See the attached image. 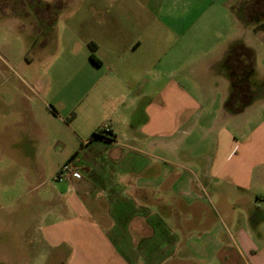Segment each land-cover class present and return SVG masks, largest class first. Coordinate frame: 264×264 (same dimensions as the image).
I'll return each instance as SVG.
<instances>
[{"label": "crops", "instance_id": "0c3cea01", "mask_svg": "<svg viewBox=\"0 0 264 264\" xmlns=\"http://www.w3.org/2000/svg\"><path fill=\"white\" fill-rule=\"evenodd\" d=\"M188 1L170 0L164 13L169 17L179 12L182 17ZM96 12L107 20L100 22L97 36L85 42L88 63H82V85L71 95L75 117L66 123L55 116L78 139L80 149L67 153L69 170L58 184L44 180L35 187L36 201L44 207L36 216L43 253L57 264H229L225 254L235 260L232 264H264V231L259 230L264 208L253 201L264 202V120L251 130L243 121V131L237 120L250 104L230 103L229 96L221 118L238 126L243 143L224 128L218 129L213 158L205 168L210 181L203 183V168H187V155L177 153L172 138L175 129L183 126L185 139L189 127L198 126L205 117V109L172 79L155 85L156 69L168 61L177 71L181 58L171 60L166 53L155 57V22L145 24L141 33L137 25L129 23L126 35L131 41L122 50L120 33L124 31L116 22V10L101 7ZM158 27L174 31L162 21ZM188 30V26L182 27L177 35L185 37ZM90 45L95 47L98 65L89 60ZM141 48L142 57L138 54ZM228 56L216 60L215 74L224 78L225 84L218 85L222 93L230 95ZM174 69L167 70L169 77ZM150 75L151 84L140 85ZM40 101L56 115L52 101ZM189 111L199 112L194 124L189 123ZM80 120L84 127L79 126ZM96 131L102 132L101 138H91ZM49 140L46 135L31 136L28 141L34 146L25 154L34 159L53 157ZM181 158L185 161L179 162ZM213 180L251 194L245 205L251 222H258L255 235L262 240L260 247L243 228L236 229L234 236L226 231L230 245L225 246L218 238L220 229L198 231V223L189 225V213H196L208 197L205 189L218 186ZM64 253L68 257L61 261Z\"/></svg>", "mask_w": 264, "mask_h": 264}, {"label": "rangeland", "instance_id": "374dc122", "mask_svg": "<svg viewBox=\"0 0 264 264\" xmlns=\"http://www.w3.org/2000/svg\"><path fill=\"white\" fill-rule=\"evenodd\" d=\"M168 1L0 0V264H57V261L47 259L39 245L36 216L44 207L36 201L38 191L35 187L44 180L58 184V175L63 179L68 173L62 171L64 166L69 167L67 153L74 154L80 149L78 139L55 116L66 123L75 117V100L71 101V95L82 85L85 74L82 63H88L85 42L97 36L98 27H102L100 22L105 24L107 20L106 16L96 12L97 8H113L118 13L116 22L123 25L124 31L120 33L124 41L122 50L131 41L126 35L129 23L137 25L141 33L145 24L155 22V57L166 53L171 60L181 58V67L177 71L173 62L166 61L155 73L156 87L172 79L205 109V117L198 126L189 127L185 139L182 140L186 136L184 127L175 129L172 138L175 150L181 157L187 155L186 161L181 158L179 162L185 161L189 169L203 168L202 181L207 184L210 175L205 174V168L211 164L213 141L218 129L224 128L236 137L238 143H243L241 135H237L238 126L221 118L223 105L230 95L222 93L218 87L225 81L215 72L216 60L224 54L229 55L232 46L236 48V43H239L249 50L242 53L247 58L249 56L250 65L246 59L243 65L250 68L252 80L264 81V28H246L242 23L244 15L236 13L240 4L254 1L191 0L187 4V13L182 17L179 12L167 17L164 11L168 8ZM259 2L264 7V0ZM207 3L213 4L212 7ZM177 9L181 11L183 7ZM160 20L170 24L174 31L169 33L159 28ZM187 26V34L180 38L177 35L179 29ZM43 41L47 43L44 46ZM138 54L140 57L144 55L142 48ZM169 69L175 70L170 77ZM152 79L150 75L140 85L151 84ZM40 100L52 101L56 115ZM229 102L233 103L235 99L230 97ZM248 104V110L237 120L243 131V121L247 123L245 128L251 130L264 120L263 91L251 95L245 106ZM143 107L141 103V116H144ZM198 113L189 111V123L194 124ZM218 117L221 119L216 122ZM79 126L84 127L85 122L80 120ZM36 135H46L50 139L53 157L34 159L25 154L30 145L34 146L28 139ZM58 169L61 170L55 176ZM213 181L218 186L205 189L208 199L204 197L196 213H189V225L198 223V231L220 229L218 238L225 246L230 245L225 232L234 236L236 229L243 228L260 247L262 240L255 235L258 222H251L245 205L251 194L224 182ZM253 201L264 208V202ZM259 230L264 231V223ZM225 256L226 262L235 263L231 255ZM67 257L68 254L64 253L61 261ZM221 262L214 261L215 264Z\"/></svg>", "mask_w": 264, "mask_h": 264}, {"label": "flooded vegetation", "instance_id": "af4514ba", "mask_svg": "<svg viewBox=\"0 0 264 264\" xmlns=\"http://www.w3.org/2000/svg\"><path fill=\"white\" fill-rule=\"evenodd\" d=\"M253 1L254 2L247 1L245 4H240L237 7L236 13H242L244 15V21L242 23L247 26L246 28L252 30L260 26H263L264 28V7L262 4H259L261 3L259 1L262 0ZM235 46L236 48L233 47L226 63L231 77L230 97H233L236 102L240 103V105H245L247 104V101H249L251 95H257L258 92L261 94L262 91L264 93V81L258 83L252 80L251 72H249L250 68L248 65H243L244 59H246L250 65L249 56L247 58L246 55L242 53L245 52L244 50L246 48L239 43H236ZM237 48H239V50H236Z\"/></svg>", "mask_w": 264, "mask_h": 264}, {"label": "trees", "instance_id": "16d2710c", "mask_svg": "<svg viewBox=\"0 0 264 264\" xmlns=\"http://www.w3.org/2000/svg\"><path fill=\"white\" fill-rule=\"evenodd\" d=\"M89 60L93 62L94 64H99V60L95 57V47L93 45H90V55H89ZM102 137V132L101 131H96L92 133L91 138H101Z\"/></svg>", "mask_w": 264, "mask_h": 264}, {"label": "built area", "instance_id": "2783aa9c", "mask_svg": "<svg viewBox=\"0 0 264 264\" xmlns=\"http://www.w3.org/2000/svg\"><path fill=\"white\" fill-rule=\"evenodd\" d=\"M69 167L68 166H64L62 171H68ZM57 179L60 181L62 179V177L60 175H58Z\"/></svg>", "mask_w": 264, "mask_h": 264}]
</instances>
